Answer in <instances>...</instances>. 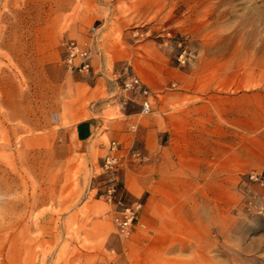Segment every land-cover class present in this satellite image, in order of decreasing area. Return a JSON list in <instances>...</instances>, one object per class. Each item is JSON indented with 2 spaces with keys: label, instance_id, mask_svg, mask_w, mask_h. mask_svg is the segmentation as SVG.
<instances>
[{
  "label": "rangeland",
  "instance_id": "obj_1",
  "mask_svg": "<svg viewBox=\"0 0 264 264\" xmlns=\"http://www.w3.org/2000/svg\"><path fill=\"white\" fill-rule=\"evenodd\" d=\"M68 38L89 46L90 74L66 70ZM132 73L150 113L122 100ZM232 88L264 105V0H0V264H264V182L249 176L264 169L220 171L209 122L186 111ZM95 112L86 144L73 126ZM172 119L195 145L160 165L146 131L165 144ZM110 123L133 135L116 171L124 201L142 203L128 237L98 194Z\"/></svg>",
  "mask_w": 264,
  "mask_h": 264
},
{
  "label": "crops",
  "instance_id": "obj_2",
  "mask_svg": "<svg viewBox=\"0 0 264 264\" xmlns=\"http://www.w3.org/2000/svg\"><path fill=\"white\" fill-rule=\"evenodd\" d=\"M237 80L235 79V85ZM176 97L184 95V90H177ZM244 97H249L250 102L244 103ZM256 92L245 94L236 92H218L214 98V108L206 101L189 103L187 113L192 109L196 110L195 116H203L208 121L210 135L203 141H207L206 148L218 150L219 170L233 172L242 169H264V105L260 106ZM201 111L196 109L200 108ZM178 116H185L184 111H175ZM214 112V113H212ZM95 112L78 120L73 126L75 137L84 143L92 142L96 133L100 131L103 122L101 116ZM101 113V112H98ZM156 130V128H154ZM152 129L147 128L144 146L147 150L154 149L156 161L162 165L168 160L180 161V157L188 158L192 153L185 149L194 148V138L188 145L181 143L184 133L190 138L191 129L179 124V121L171 120L168 128L170 132L169 141L165 144L156 142L153 148ZM111 140L132 143L133 135L127 127L121 129L112 128V123L104 129ZM213 140V141H212ZM205 141V142H206ZM122 145V144H121ZM191 153V154H190ZM150 154V153H149ZM163 172L161 177L164 178ZM174 179V176H172ZM128 188L135 193L136 187L132 182H128Z\"/></svg>",
  "mask_w": 264,
  "mask_h": 264
},
{
  "label": "built area",
  "instance_id": "obj_3",
  "mask_svg": "<svg viewBox=\"0 0 264 264\" xmlns=\"http://www.w3.org/2000/svg\"><path fill=\"white\" fill-rule=\"evenodd\" d=\"M92 25L89 29L94 32ZM62 62L67 71L88 75L92 72L91 50L88 45L80 43L75 38H68L63 42ZM120 90L123 102L132 101L139 104V112L142 114L150 113L153 109L152 92L149 85L136 73L126 74L121 78ZM57 113L54 118H57ZM121 146L116 140H109L106 152L102 156V162L99 165L101 171L106 173L107 177L98 187L99 196L107 203V212L110 214L111 221L115 231L121 237H128L134 231L135 223L138 221V212L142 206L140 200L131 202L124 201V186L120 182L116 171L120 165L122 155ZM249 176L253 179L264 182V177L255 172ZM143 225V223H141Z\"/></svg>",
  "mask_w": 264,
  "mask_h": 264
}]
</instances>
